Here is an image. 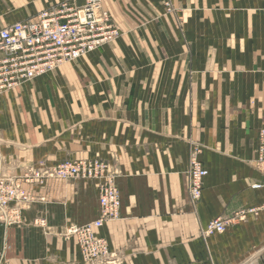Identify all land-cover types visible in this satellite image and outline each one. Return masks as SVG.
Returning <instances> with one entry per match:
<instances>
[{"label": "crops", "instance_id": "obj_1", "mask_svg": "<svg viewBox=\"0 0 264 264\" xmlns=\"http://www.w3.org/2000/svg\"><path fill=\"white\" fill-rule=\"evenodd\" d=\"M102 0L120 37L0 97L1 172L104 159L120 172L121 218L99 232L120 264H264V189L256 169L264 129V0ZM86 0H0V30ZM191 145L208 171L189 201ZM23 188L26 226L0 224L9 264H84L70 225L99 218L83 180ZM257 210V214L237 215ZM45 218L48 228L32 225ZM223 234L201 231L216 220Z\"/></svg>", "mask_w": 264, "mask_h": 264}, {"label": "built area", "instance_id": "obj_2", "mask_svg": "<svg viewBox=\"0 0 264 264\" xmlns=\"http://www.w3.org/2000/svg\"><path fill=\"white\" fill-rule=\"evenodd\" d=\"M171 11L170 3H166ZM120 37V31L102 0H86L82 7L63 4L59 8L42 12L36 20L15 23L0 30V97L21 86L56 70L99 48L110 45ZM203 149L191 145L187 172L189 201L195 207L202 199L204 180L208 171L201 161ZM256 169L263 179L252 186L264 189V129L259 132ZM119 170L114 164L99 159L66 160L52 168L33 169L22 180L0 179V223L8 227L25 225L24 212L35 198L23 188L43 184L47 180H83L95 184L99 191V218L85 226H68L63 237L74 238L84 264H120L111 251L109 242L100 236V230L121 218V197L118 188ZM23 182V183H22ZM257 214L256 209L243 211L237 216ZM43 230L48 228L45 218L32 223ZM228 222L216 219L201 231L207 239L223 234ZM0 252V264L6 253Z\"/></svg>", "mask_w": 264, "mask_h": 264}, {"label": "rangeland", "instance_id": "obj_3", "mask_svg": "<svg viewBox=\"0 0 264 264\" xmlns=\"http://www.w3.org/2000/svg\"><path fill=\"white\" fill-rule=\"evenodd\" d=\"M166 3H170V5H171V11H169L168 10V7L166 6ZM163 6H164V8H165V11H166V13L167 14H169V15H173L175 18H176V20L178 21V23H183L184 22V16L183 15H178L177 13V9L175 8V6H174V4H173V1L172 0H163ZM9 26V25H8ZM7 27V26H6ZM114 43V42H113ZM112 43V44H113ZM111 45V44H110ZM108 46V45H107ZM89 54H91V53H89ZM89 54H86V55H84V56H82L81 58H84V57H86V56H88ZM81 58H78V59H76V60H74V61H72V62H76L77 60H79V59H81ZM71 63V62H70ZM57 70V69H56ZM55 70V71H56ZM34 82V80L33 81H29V82H24V83H33ZM23 83V84H24ZM22 84V85H23ZM1 154V153H0ZM79 159H84V158H79ZM67 160H78V159H67ZM99 160H104V159H99ZM104 161H107V160H104ZM108 162H110V161H108ZM3 163H4V161H2V159H0V179H6V180H11V179H19V180H22V178H23V176L25 175V173L23 174V176H21V177H10V176H8V175H4L2 172H1V169L3 168L2 167V165H3ZM111 163V162H110ZM111 164H113V163H111ZM54 166H56V165H54ZM54 166H47V165H45V164H43V163H41L39 166H37V167H35V168H31L30 170H33V169H41V170H44V169H48V168H52V167H54ZM30 170H28L26 173H28ZM23 183V182H22ZM24 184V183H23ZM29 209V208H28ZM1 224V223H0ZM2 225V224H1ZM3 226V225H2ZM23 226H26V223H25V225H23ZM23 226H21V227H23ZM4 227V226H3ZM35 227V226H34ZM6 228V227H5ZM8 228H10V227H8ZM5 248H8V247H5ZM4 248V249H5ZM4 249H2L0 252H2L3 253V251H4ZM8 250V249H7ZM7 250H6V253H7ZM6 253H5V256H4V259H3V263L2 264H9L8 263V261L6 260Z\"/></svg>", "mask_w": 264, "mask_h": 264}]
</instances>
